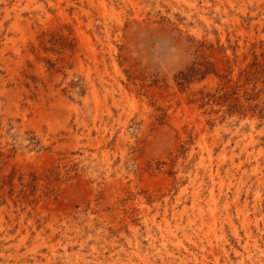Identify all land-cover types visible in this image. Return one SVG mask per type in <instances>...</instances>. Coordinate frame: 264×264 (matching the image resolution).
I'll list each match as a JSON object with an SVG mask.
<instances>
[{"label": "rangeland", "instance_id": "1", "mask_svg": "<svg viewBox=\"0 0 264 264\" xmlns=\"http://www.w3.org/2000/svg\"><path fill=\"white\" fill-rule=\"evenodd\" d=\"M0 264H264V0H0Z\"/></svg>", "mask_w": 264, "mask_h": 264}, {"label": "bare ground", "instance_id": "2", "mask_svg": "<svg viewBox=\"0 0 264 264\" xmlns=\"http://www.w3.org/2000/svg\"><path fill=\"white\" fill-rule=\"evenodd\" d=\"M196 200V199H195ZM195 229V228H194ZM198 232V231H197Z\"/></svg>", "mask_w": 264, "mask_h": 264}]
</instances>
